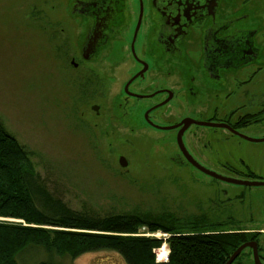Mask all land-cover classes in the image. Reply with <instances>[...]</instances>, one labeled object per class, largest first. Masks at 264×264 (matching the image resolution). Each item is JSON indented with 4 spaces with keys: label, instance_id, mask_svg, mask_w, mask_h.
I'll return each instance as SVG.
<instances>
[{
    "label": "rangeland",
    "instance_id": "374dc122",
    "mask_svg": "<svg viewBox=\"0 0 264 264\" xmlns=\"http://www.w3.org/2000/svg\"><path fill=\"white\" fill-rule=\"evenodd\" d=\"M74 2L0 0V121L29 152L48 189L76 211L136 213L165 225L174 216L182 233L247 232L248 237L258 235L264 247V186L239 187L201 174L182 155L174 127L187 116L202 118L207 108H264V0L218 4L216 18L227 24L224 34L249 31L259 51L254 62L239 70L221 71L223 86L205 78L199 29L178 43L180 54L154 50L152 46L160 47L153 37L157 24L151 9L146 10L137 47L151 65L143 83L147 91L164 86L175 91L169 103L152 112L161 125L144 118L159 95L122 101L123 87L138 68L129 49L137 17L134 0H124L123 7L118 1L109 3L120 8L110 15L119 20L118 31L91 60L81 52L92 17L74 9ZM187 84L196 96L188 94ZM248 129L264 134V121ZM203 134L205 129L193 127L183 137L199 160L204 158ZM237 141L244 156L264 149V142L234 137L224 141V152L239 147ZM121 156L127 166L120 164ZM198 220L207 225L195 228ZM138 234L162 240L157 256L158 250L164 254L169 248V232L141 226ZM241 258L239 264H253L252 258ZM53 259L61 264H126L113 250Z\"/></svg>",
    "mask_w": 264,
    "mask_h": 264
},
{
    "label": "trees",
    "instance_id": "16d2710c",
    "mask_svg": "<svg viewBox=\"0 0 264 264\" xmlns=\"http://www.w3.org/2000/svg\"><path fill=\"white\" fill-rule=\"evenodd\" d=\"M176 222L174 216L165 225L136 213L95 216L71 209L0 121V264H61L53 256L99 250L116 251L126 264H225L248 239L241 231L182 233ZM141 226L171 233L164 255L156 253L162 240L138 234Z\"/></svg>",
    "mask_w": 264,
    "mask_h": 264
},
{
    "label": "flooded vegetation",
    "instance_id": "af4514ba",
    "mask_svg": "<svg viewBox=\"0 0 264 264\" xmlns=\"http://www.w3.org/2000/svg\"><path fill=\"white\" fill-rule=\"evenodd\" d=\"M104 1L105 3H102L103 5L99 2H84L81 0H75V2L73 3L74 9H84V11L86 12L85 14L92 17L91 24L87 29L86 40L81 52V55L85 60H91L96 54L98 48L105 44V42H107V40L110 37L114 36L118 31L117 25L119 23V20H113L110 15L116 13L117 10L119 11L120 8L118 7L115 9V7H109V3L112 0ZM113 1H118L120 2L119 4L122 5V7L124 6V0ZM134 2L137 5V17L132 32V39L129 44L131 56L136 61V65L138 66V68L134 72V75L144 69L145 64L147 68L144 71L143 75L137 76L129 83V92L125 90V87L132 78L125 83L123 87L124 91L122 95V101L124 100V103L129 104L130 100L134 98L139 100H152L159 95L158 99H155L151 106L147 109L150 110L157 105L156 103L159 104L160 101L166 100L171 94L172 97L166 103L149 111V119L151 120V122H149L145 117V113L147 110L144 112V118L151 125H161L153 120L154 114L152 112H155L156 110L160 109L161 106L169 103L174 98L175 91L168 86L157 88L154 87L151 88L152 90L150 89L151 91H147V88L143 83L148 75V71L150 70L151 65L149 66V63L145 58L139 56L137 47L139 46L138 39L142 35L141 26L146 10L148 12V10L150 11L151 9L150 14L154 13V20L157 24V28L153 34V37H156L155 41L159 43L158 45L160 47L158 48L151 45L154 50L157 49V51L160 52L161 50H164L166 54H180L181 50L178 47V43L180 41H183L187 36L191 35L194 30L199 29V41L202 43L203 51L201 65L203 71L207 74L205 78L208 79L209 76L210 80H213L221 86H223L221 71L229 69L239 70L244 65L254 62V60H256L258 56L259 51L252 42L253 34L251 32L237 31L228 35L224 34L227 30V24L225 25L224 20H219L216 18L220 0H134ZM97 4H99L100 7H97ZM188 42H193V40L189 39ZM133 47L135 50V54L133 53ZM71 62L75 66H77V62H75V60L72 59ZM190 80L192 82L196 81L192 77L190 78ZM135 83H137V85H135ZM240 85L241 84H239V86ZM246 91H248L247 88ZM187 92L191 96H196L194 88L189 86L188 84ZM231 93L233 92L230 91L226 95L229 96L231 95ZM252 103L253 101L251 100V105ZM95 105L97 104H94L93 106ZM255 105H258V103L255 102ZM95 110L98 111L99 106L98 109ZM188 117L197 121L205 122L204 124H199L193 121L184 131L185 134L186 131L192 130L193 127H202L203 129H205V134H203L202 146L204 150V158L202 160H199L197 156L187 148L191 155L198 162H200L209 170L221 173L226 176L244 180H264V149L256 150L253 153L248 151L244 156L240 147L242 146V144L239 141H237V146L239 147H236V150L229 148L227 153H225L224 151L226 150L225 148H223V143L227 138L230 139L237 137L251 143L264 142L248 140L236 133L237 131L253 138H264V134H252L248 129L251 126H255L258 123L264 121V108L246 109L236 107L226 109L213 107L212 109H205L202 118H196L193 116H187L185 118ZM182 120L175 122V124H179ZM162 125L168 124L162 123ZM182 126L183 124L175 127L177 133L182 128ZM226 154L231 157L226 158ZM253 154L257 157H260L258 158V161L255 160V158L247 157ZM234 157L237 158L234 159ZM184 158L193 168L198 170L201 174L218 180L211 175L199 170L196 166L189 162L185 156ZM235 186L246 187L241 185ZM195 223H202L203 225H207V223L203 222L202 220L196 221ZM211 224L214 225L217 223L212 222ZM246 241L257 242L258 255L260 257V260L264 263V247L260 245L258 235H252V237H248ZM241 256H248L252 258L253 264H255L254 252L252 247H246L237 256L232 264H239L241 261H243L241 260Z\"/></svg>",
    "mask_w": 264,
    "mask_h": 264
},
{
    "label": "water",
    "instance_id": "95a60500",
    "mask_svg": "<svg viewBox=\"0 0 264 264\" xmlns=\"http://www.w3.org/2000/svg\"><path fill=\"white\" fill-rule=\"evenodd\" d=\"M142 15V14H141ZM133 53L135 54V50H134V47H133ZM146 64H145V68L142 69L139 73L135 74L132 79L127 83L126 87H125V90L128 91V85L129 83L134 79L136 78L137 76L139 75H143L144 71L146 70ZM129 92V91H128ZM172 97V95L170 94L169 97L164 100L163 102L157 104L156 106H154L153 108H151L150 110L166 103L170 98ZM94 109H98V106L95 105L93 106ZM150 110H147L146 113H145V117L147 118V120L149 122H151V120L149 119V111ZM197 122L199 124H204L205 122H202V121H197L195 119H192L190 117L188 118H184L179 124H176L174 127H177L178 125H182V128L179 130V132L177 133V143H178V146L181 150V152L183 153V155L187 158V160L189 162H191L194 166H196L199 170H201L202 172H205L209 175H211L212 177L220 180V181H223V182H227V183H230V184H235V185H241V186H264V180H244V179H239V178H234V177H230V176H226V175H223L221 173H217V172H214L212 170H209L208 168H206L204 165H202L200 162H198L192 155L191 153L188 151L187 147L185 146V143H184V140H183V134H184V131L188 128V126L190 125L191 122ZM224 125V124H222ZM236 133L243 137V138H246L248 140H253V141H264V138H253L251 136H248L244 133H241V132H237ZM120 164L122 166H127L128 164V161L127 159L124 157V156H121L120 157V160H119ZM246 247H252L253 248V252H254V261H255V264H264L261 260H260V257L258 255V251H257V242L256 241H246L242 244H240L232 253L231 255L228 257L227 261L225 262V264H232V262L237 258V256L246 248Z\"/></svg>",
    "mask_w": 264,
    "mask_h": 264
},
{
    "label": "bare ground",
    "instance_id": "6f19581e",
    "mask_svg": "<svg viewBox=\"0 0 264 264\" xmlns=\"http://www.w3.org/2000/svg\"><path fill=\"white\" fill-rule=\"evenodd\" d=\"M166 249L168 250V246H167V248H166ZM158 252H159V250H158ZM166 252H167V251H166ZM166 252H165V253H166ZM165 253H164V254H165ZM160 254H161V253H160ZM164 254H161V255H164Z\"/></svg>",
    "mask_w": 264,
    "mask_h": 264
}]
</instances>
